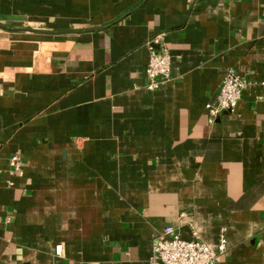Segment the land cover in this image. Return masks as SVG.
Here are the masks:
<instances>
[{
  "label": "crops",
  "instance_id": "0c3cea01",
  "mask_svg": "<svg viewBox=\"0 0 264 264\" xmlns=\"http://www.w3.org/2000/svg\"><path fill=\"white\" fill-rule=\"evenodd\" d=\"M228 69L247 85L210 123ZM260 82L264 0H0V264H148L167 226L264 264Z\"/></svg>",
  "mask_w": 264,
  "mask_h": 264
},
{
  "label": "built area",
  "instance_id": "2783aa9c",
  "mask_svg": "<svg viewBox=\"0 0 264 264\" xmlns=\"http://www.w3.org/2000/svg\"><path fill=\"white\" fill-rule=\"evenodd\" d=\"M149 58L145 74L148 80L146 89L155 91L161 81L168 80L171 72V56L164 43V35L159 34L146 43ZM264 86V82L258 83ZM247 82L234 69H228L223 77L219 93L214 102L207 104L206 110L210 123L222 114H233ZM10 172L19 173L22 168L20 153L9 158ZM61 245L55 247V254L61 253ZM152 256L148 264H217L218 258L226 251L224 231L218 236L215 249L200 240L197 233L190 232V241L181 239L180 234L171 226L165 227L152 243Z\"/></svg>",
  "mask_w": 264,
  "mask_h": 264
},
{
  "label": "water",
  "instance_id": "95a60500",
  "mask_svg": "<svg viewBox=\"0 0 264 264\" xmlns=\"http://www.w3.org/2000/svg\"><path fill=\"white\" fill-rule=\"evenodd\" d=\"M180 237H181V239L184 240V241H190V239H186V238H184L183 235H182V233H180Z\"/></svg>",
  "mask_w": 264,
  "mask_h": 264
}]
</instances>
